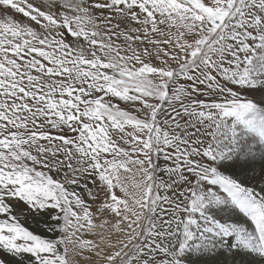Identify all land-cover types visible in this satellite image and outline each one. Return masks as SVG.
I'll use <instances>...</instances> for the list:
<instances>
[{"label":"snow or ice","instance_id":"6c2138e0","mask_svg":"<svg viewBox=\"0 0 264 264\" xmlns=\"http://www.w3.org/2000/svg\"><path fill=\"white\" fill-rule=\"evenodd\" d=\"M0 264H264V0H0Z\"/></svg>","mask_w":264,"mask_h":264}]
</instances>
